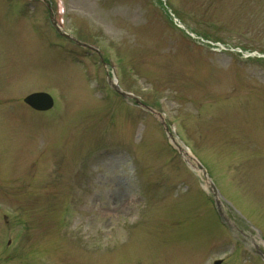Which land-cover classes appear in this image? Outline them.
Instances as JSON below:
<instances>
[{"label":"rangeland","instance_id":"rangeland-1","mask_svg":"<svg viewBox=\"0 0 264 264\" xmlns=\"http://www.w3.org/2000/svg\"><path fill=\"white\" fill-rule=\"evenodd\" d=\"M53 1L0 0V264H264V0H65L96 54Z\"/></svg>","mask_w":264,"mask_h":264},{"label":"water","instance_id":"water-1","mask_svg":"<svg viewBox=\"0 0 264 264\" xmlns=\"http://www.w3.org/2000/svg\"><path fill=\"white\" fill-rule=\"evenodd\" d=\"M24 102L36 110H46L52 105L50 97L43 93L29 95Z\"/></svg>","mask_w":264,"mask_h":264},{"label":"bare ground","instance_id":"bare-ground-1","mask_svg":"<svg viewBox=\"0 0 264 264\" xmlns=\"http://www.w3.org/2000/svg\"><path fill=\"white\" fill-rule=\"evenodd\" d=\"M186 154V156H189V154L188 153H185ZM205 186L207 187V186H209V182L208 181H206V184H205Z\"/></svg>","mask_w":264,"mask_h":264},{"label":"trees","instance_id":"trees-1","mask_svg":"<svg viewBox=\"0 0 264 264\" xmlns=\"http://www.w3.org/2000/svg\"><path fill=\"white\" fill-rule=\"evenodd\" d=\"M256 61L264 62V60H258V59H256Z\"/></svg>","mask_w":264,"mask_h":264}]
</instances>
